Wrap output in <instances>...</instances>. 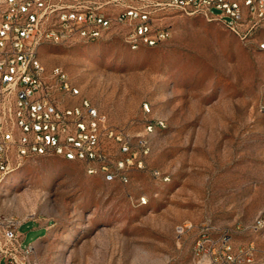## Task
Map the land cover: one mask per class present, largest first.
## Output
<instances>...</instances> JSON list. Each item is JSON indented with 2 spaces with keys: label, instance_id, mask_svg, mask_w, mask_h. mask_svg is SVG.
<instances>
[{
  "label": "rangeland",
  "instance_id": "1",
  "mask_svg": "<svg viewBox=\"0 0 264 264\" xmlns=\"http://www.w3.org/2000/svg\"><path fill=\"white\" fill-rule=\"evenodd\" d=\"M168 21L156 46L131 48L119 26L41 48L45 68L80 88L66 105L88 99L106 116L101 146L128 180H107L98 163L26 158L0 185V212L21 221L32 264H191L203 224L264 217V31L242 39L180 10ZM250 239L264 248L258 233L236 241Z\"/></svg>",
  "mask_w": 264,
  "mask_h": 264
},
{
  "label": "built area",
  "instance_id": "2",
  "mask_svg": "<svg viewBox=\"0 0 264 264\" xmlns=\"http://www.w3.org/2000/svg\"><path fill=\"white\" fill-rule=\"evenodd\" d=\"M173 10L219 19L242 39L264 31V0H0V185L35 155L82 161L90 171L98 163L107 180H128L110 169L101 146L106 116L88 99L66 105L80 88L61 66L48 71L39 52L46 42L99 38L119 26L131 48L156 46L171 37ZM258 45L264 50V40ZM115 137L128 150L122 134ZM21 225L0 212V264H32L33 246L24 244ZM251 233L264 239L263 216L223 227L203 224L191 264H264L255 239L236 241Z\"/></svg>",
  "mask_w": 264,
  "mask_h": 264
},
{
  "label": "bare ground",
  "instance_id": "3",
  "mask_svg": "<svg viewBox=\"0 0 264 264\" xmlns=\"http://www.w3.org/2000/svg\"><path fill=\"white\" fill-rule=\"evenodd\" d=\"M24 197V196H23ZM25 197H26V195H25ZM28 197V196H27ZM29 198H27V200H28ZM25 200V199H24ZM145 200H146V198H145ZM28 202H29V200H28ZM20 203V202H19ZM23 203V202H22ZM25 203V202H24ZM26 204V203H25Z\"/></svg>",
  "mask_w": 264,
  "mask_h": 264
}]
</instances>
